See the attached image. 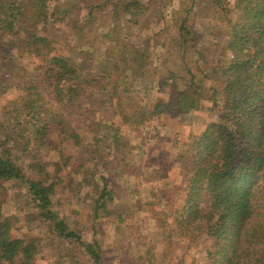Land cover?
Here are the masks:
<instances>
[{"label":"trees","instance_id":"16d2710c","mask_svg":"<svg viewBox=\"0 0 264 264\" xmlns=\"http://www.w3.org/2000/svg\"><path fill=\"white\" fill-rule=\"evenodd\" d=\"M60 1L0 0V51H3L4 63L8 67L13 51H19L17 47L14 50L8 48L18 44L14 36L23 37L28 56L44 61V65L35 69L31 81H19L17 73H9V84L18 86L24 96L20 94L13 101V107L6 112V123L17 136L16 149L20 152L31 150L35 154L43 148L58 151V161L54 163L55 180L46 184L29 180L12 152L0 144V264H36L42 250V240L38 237L15 239L11 236L12 224L2 212L6 201L3 185L9 182L27 186L40 219L49 225L52 233L80 246L92 264H106L97 241L85 242L80 232L70 229L53 208L58 186L66 184L68 195L71 194L69 187L75 184L71 178L65 182V178L57 173L73 166L74 152L88 140L86 134L92 135L88 144L95 148V155H100L101 146L109 140L116 144L110 150L118 156L124 154L126 142L122 141L120 128L113 119L103 121L99 115L108 108L123 110L119 96L129 87L125 85L121 89L122 78L128 80L129 77L138 83L140 78L146 77L148 65L142 52L135 48L125 54L126 45L111 33L103 34L102 38L114 40L115 46L106 50L105 56H108L100 58L97 65L90 60V50H93L90 42L87 45L80 43V57L75 61L55 54V40L39 32L52 27L55 21L65 20L66 13H71L72 9L67 7L60 13H53ZM109 1L104 0V3ZM111 1L113 19L121 12L131 16L128 21L134 20L138 24L148 12L137 0ZM101 6L97 4L98 8ZM94 8L91 7L82 18L84 33L92 24ZM235 9L237 19L226 33L229 61H215L199 81H196V75L190 74L182 89L172 87L168 98L152 102L151 109L134 106L130 117L118 115L121 123L129 122L131 130L146 127L154 117L188 115L199 110L205 100L207 84H213L211 100L219 120L208 124L200 136L189 140L184 156L181 154L178 158L181 166L185 159L179 184L164 190L163 197L172 208L169 213L171 233L186 240L187 248L202 240L208 243L204 251L205 264H264V0H236ZM72 25L75 36L81 37V20L74 18ZM181 28L182 40L187 42L186 30L183 25ZM6 53L10 56L5 57ZM218 84L219 90L216 89ZM45 91L59 109L55 110L54 105L47 106ZM85 98L95 105L84 104ZM61 106L65 108L64 115ZM72 108L77 109L78 115L71 121L67 116ZM28 131L31 138L25 134ZM56 133L62 140L60 144L51 141ZM31 141H36L33 147ZM61 144L65 147L63 150ZM124 159L125 155L119 163ZM101 162L102 159L95 166ZM78 171L70 169L69 175L78 174ZM100 178L104 182L103 192L93 208L95 216L104 208V197L113 192L108 189L109 181L105 176ZM80 181L83 185L87 182L86 179ZM176 191L184 194L181 206L175 204ZM170 236L169 240L174 239L173 234ZM147 258V264H154L153 255Z\"/></svg>","mask_w":264,"mask_h":264},{"label":"rangeland","instance_id":"374dc122","mask_svg":"<svg viewBox=\"0 0 264 264\" xmlns=\"http://www.w3.org/2000/svg\"><path fill=\"white\" fill-rule=\"evenodd\" d=\"M137 1L145 5L148 12L135 24L134 20L128 21L130 15L121 12L113 19L110 15L111 0L107 4L104 0H61L52 10L53 13H60L63 7L72 9L71 13H66L65 20H54L52 27L39 32L55 40V54L64 55L72 61L80 57L81 42L84 45L92 43L90 60L95 65L100 58L108 56H105L106 50L115 46L114 40L102 38L103 34L111 33L126 45L123 51L125 54L135 48L142 52L148 65L146 77L140 78L138 83L132 82L129 77L128 80L122 78L121 89L125 85L129 87L119 96V105L123 110L108 108L99 115L103 121L113 119L120 128L119 132L124 137L122 141L126 142L122 155H125V165L124 161L119 163L122 156L112 151L116 144L107 141L106 145L101 146L100 155H95V148L89 145L92 135L86 134L88 140L74 152L71 161L73 166L57 173L67 183L70 178L74 180L75 184L69 187L71 194L65 192L66 184L59 185L53 208L70 229L80 232L85 242L97 241L106 264H147V256L150 255H153L154 264H205L204 251L208 243L202 240L187 248L186 240L171 233L172 220L169 213L172 208L163 197L164 190L179 184L185 159H182L181 166L178 158L181 154L184 156L189 140L200 136L208 124L219 120L218 111L211 100L213 93L210 88L213 84H207L205 100L199 110L188 115L154 117L146 127L134 130H131L128 121L121 123L119 116L121 113L123 117H130L134 106L151 109L152 102L168 98L172 87L182 89V84L188 83L190 74L196 75V81H199L200 77L207 75L206 72L215 61H229L226 33L238 16L236 0ZM96 3L98 7L101 4V8ZM91 7H95L92 10V24L84 33L82 18L90 12ZM74 18L81 20L79 38L72 28ZM182 25L186 30L184 35L187 42L182 40ZM14 37L18 44L8 48L14 50L17 47L19 51H13L12 62L8 67L3 61V51H0V144L12 152L29 180L49 184L55 180L54 163L58 161V151L43 148L35 154L31 150L20 152L16 149L17 136L6 123V112L22 94L18 86L9 84V73H17L19 81H31L35 69L44 65L42 59L28 56L24 50L23 37ZM7 56L10 55L6 53ZM5 71L8 72L4 75ZM216 89H220L219 84ZM44 93L47 106L54 105L55 110L59 109L60 106L51 102L49 92ZM91 102L90 99H83L84 104L95 105ZM61 113H65L63 106ZM76 115L77 109L72 108L67 117L72 121V118H77ZM87 116L92 118L90 114ZM102 119L98 121L102 122ZM25 134L31 138V132ZM57 136V133L53 134L51 141L60 144L62 140ZM31 142L30 146L33 147L36 141ZM64 148L61 144V149ZM101 159L102 162L95 166ZM73 168L80 171L69 175V170ZM101 176L109 181L108 189L113 192L106 194L104 208L95 216L93 208L103 192ZM82 179L87 181L84 185L80 181ZM3 186L6 201L2 212L12 224V238L38 237L42 240V250L36 258V264H92L80 246L49 230V225L40 219L39 210L25 184L9 182ZM174 199L175 204L181 206L184 201L183 192L176 191ZM170 234H173L174 239L169 240L172 237Z\"/></svg>","mask_w":264,"mask_h":264}]
</instances>
